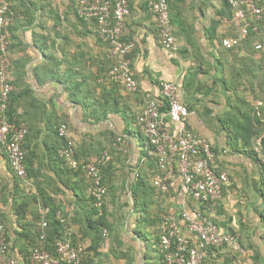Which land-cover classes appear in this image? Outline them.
I'll use <instances>...</instances> for the list:
<instances>
[{"label":"crops","instance_id":"0c3cea01","mask_svg":"<svg viewBox=\"0 0 264 264\" xmlns=\"http://www.w3.org/2000/svg\"><path fill=\"white\" fill-rule=\"evenodd\" d=\"M7 1L16 14L7 28L10 78L17 83L12 84L14 90L30 92L20 99L17 114L30 128L36 150L33 166L40 172L17 177L0 146L1 218L8 255L15 264H28L27 253L36 244L42 248L38 233L52 208L57 209L56 219L64 221L70 240L83 246L91 243L83 225L92 206L89 187L83 175L63 170L49 153L51 125L58 120L67 123L73 153L74 146L85 144L82 159L96 156L90 141L126 139L122 154L114 148L110 154L104 152L114 174L105 178L101 171V181L106 190L108 179L118 191L124 183L129 196V183L135 182L142 166L153 183L157 167L153 160L142 159L145 139L137 116L150 99L166 110L161 81L177 85L178 100L189 112L187 126L207 139L228 183L213 203L204 205L194 201L182 179L176 178L168 193L153 191L150 206L167 214L199 207L223 231L239 234L245 253L213 249L203 264H264V175L258 158L264 154V19L252 21L258 30L240 45L225 48L222 40L237 35L241 24L227 0H168L175 48L167 50L146 1L129 0L125 38L133 43L129 58L138 85L129 91L107 79L116 57L98 39L95 21L77 17L76 0ZM118 174L127 176L123 181ZM184 234L190 236L186 229ZM103 259L90 252L85 264H101Z\"/></svg>","mask_w":264,"mask_h":264},{"label":"built area","instance_id":"2783aa9c","mask_svg":"<svg viewBox=\"0 0 264 264\" xmlns=\"http://www.w3.org/2000/svg\"><path fill=\"white\" fill-rule=\"evenodd\" d=\"M147 10L153 15L160 42L167 50L175 48V38L171 32L170 14L167 0H145ZM234 9V15L240 24L237 35L222 40L225 48L240 44L249 31L256 32L258 26L252 21L264 19V0H227ZM77 16L85 21L93 20L97 27V37L110 46L116 57L108 72L107 79L120 82L129 91L137 89V81L131 73L129 53L133 43L125 39L127 32L126 17L129 14V0H76ZM16 16L7 0L0 1V145L6 152L12 172L19 178H25V154L22 148L25 128L17 126L7 114V106L13 87L10 83L11 60L8 54V39L5 28ZM260 47V45H257ZM161 93L167 100L166 110H161L158 100H146L138 114L145 139L142 159H151L156 164L153 185L161 192L168 193L173 179L181 178L188 195L204 205H210L220 195L222 187L228 183L225 171L219 169L215 153L209 142L198 132L187 126L188 109L178 100L177 85L174 82L161 81ZM59 136L67 135V127L61 124ZM114 146L125 152L126 139L117 138ZM258 152V150H256ZM65 165L73 169L80 168L89 179V194L100 205L106 193L101 182V167L110 160L103 154L97 160L79 161L73 153V141L68 138L60 149ZM264 175V154H258ZM0 203V264H15L8 255V242L5 225L1 218ZM60 222H64L60 219ZM47 221L41 223L40 240L46 237ZM185 227L190 236L182 231ZM66 228V225H64ZM67 229V228H66ZM160 244L165 251V264H203L210 248L225 247L245 253L239 234L235 231H223L214 221L203 214L201 208L179 213H169L160 224ZM54 244V253L41 247L31 249L26 258L28 264H83L84 248L73 243L70 232Z\"/></svg>","mask_w":264,"mask_h":264},{"label":"trees","instance_id":"16d2710c","mask_svg":"<svg viewBox=\"0 0 264 264\" xmlns=\"http://www.w3.org/2000/svg\"><path fill=\"white\" fill-rule=\"evenodd\" d=\"M168 3H169V1H168ZM168 7H169V5H168ZM76 15H77V13H76ZM15 19H16V16L13 18V21ZM13 21L11 22V24L13 23ZM10 25H8L5 28V32H6L7 39H8V45H9V36L7 33V28ZM252 34H254L253 31H249V33L242 39L240 44ZM129 55H130V53H129ZM10 60H11V58H10ZM111 66L112 65H110L109 68ZM109 68L107 69V72H108ZM10 69H11V65H10ZM9 81H10L11 85L13 84L16 87V85H17L16 82H13V80H11V78ZM117 83H120V82H117ZM25 95H30L29 89H23V90L18 91V90H14V88H13V90L9 96V102H8V106H7V114L10 117V119L15 122V124L17 126L25 128V135H24L22 148H23V151L25 154V162L24 163H25L26 173H27V176L30 177V176H35L37 174H40V172L37 168H35L33 166V163H34L33 159H34V157H36V154H35L36 150H35L34 146L31 145V143H30V142H33L32 134L30 133V128L28 127V129H27L24 125L21 124L22 122L19 119L20 115L17 114L18 106L21 105L20 99L23 98ZM61 124H65L67 127V123L63 120H60V121L58 120V122H56L55 124L53 123V125H51V130H50V133H49V135L47 137V141H46L47 148H49V153L52 156L57 157V159H59L60 163L64 167L63 170H65L67 172H72L73 174H76L78 176L83 175L84 178L86 179L87 188H88L90 182H89V179L86 177L85 173L83 172V170H81L80 168L73 169L71 167H68L67 165H65L64 159L60 156V149L63 147V145H65V141L68 138H70V136H68V129H67V135L66 136H64V137L59 136L58 128L60 127ZM117 138H123V137L122 136H119L116 138H115V136L106 137L103 142L98 141L96 143H91V141H90L88 144H90L93 147V149L95 150V154H96V156L94 158L82 159L84 157H82L81 155L85 154L87 151V150H84L82 148L83 146H85V144H81V147L79 145H78L79 147L74 146L75 147L74 156L79 161L97 160V159H99V157H101V155L104 154L105 151H107L108 153L112 152V151H110V149H113V148L115 149V151L118 150L114 146V144L117 143V141H116ZM87 149H89L88 146H87ZM119 151L120 150H118V152ZM80 153H82V154H80ZM119 153L122 154L121 151ZM146 160L152 163L151 159H146ZM111 169H112V161L110 163V160L108 161V163L106 165L101 167V171H105V178L107 177L108 173L114 174V172L113 173L110 172ZM142 170H144L143 166H142L141 171H138V173L135 174L136 175L134 177L135 182L133 184L129 183V190H130V194L132 197V206H133L134 212H136L138 214V217L136 218V228L137 229H135V233L138 236L140 235L141 236L140 238L145 239L147 242L146 248L140 257H141V260L143 261V264H165V260H164L165 251L163 250V248L160 244V232H161L160 224H161L164 216L167 215V213H165L164 210H161V209L153 210V207L150 206L153 204V199L151 197V196H153V191L156 190L159 192V190L153 185V183L149 182V180L147 178V174L144 173V171H142ZM152 175H154V171H152ZM126 176H127L126 174H122V175L118 174L117 175V177L122 178L123 181H124ZM103 179H104V177H103ZM110 181H111L110 179L107 180L108 188L106 190L104 197L102 198L100 205H96L95 199L90 194H88V197H87V199L90 201L92 206L89 209H87V211H86V215H85L86 220H85V223H83V225H84L85 230H86L85 234L88 235V237L91 240L90 245L89 246H83L82 244H80L78 242H74V240H71L73 243L83 246L84 252H85L83 264H85L90 252H92V254L94 256L105 258V256H107L109 254H113L116 246L121 247L123 245V239L121 237H119V234L117 233V228L115 229V223H113L112 220L110 219V214H109L110 211L107 209L109 206H111L112 213L117 211V214L119 215V217H121L120 220L124 219V221H125V218L126 219L128 218L127 216H125L123 214L124 213V211H123L124 205L127 203L124 202L122 199L123 198L122 196L124 194H126L125 193L126 187H125V184L122 183L120 185V190L118 191L117 187H115L113 183L110 184ZM101 182L105 186L104 180H102ZM56 210L57 209H55V208L49 209L48 213L46 212L47 214H45V216H44V220L47 221L48 225L45 228L46 237H45L43 242L39 238V234L41 231V225H40V231L38 233V239H39L40 243H42L44 246V247L43 246L42 247L49 250L50 252H53V253H54L55 241L58 239H64L65 238L64 229H63L64 224L62 222H60L59 219H56V214H55ZM119 217H117V220ZM121 223H123V222H121ZM133 223H135V220L133 221ZM57 225H58V228H57ZM61 226H62V228H61ZM51 229L53 231H51ZM60 229H61V231H60ZM106 230H107V232L108 231L112 232V230H115V232L113 231V233L111 234L112 238H114L115 245L110 246L107 250V253L102 251L103 244H106V242H107L106 241L107 239H105L106 237L104 235ZM184 230H185V227L182 228L183 232H184ZM36 246L39 247V245H37V244H36ZM36 246H34L33 248H35ZM220 248H223V247H220ZM213 249H218V248H210L209 251H211ZM228 250H230V249H228ZM230 251H233V250H230ZM129 259L133 261V264H135L136 259H135L134 252L131 253V257H129ZM103 261H104V259H103ZM103 261L101 264L104 263Z\"/></svg>","mask_w":264,"mask_h":264},{"label":"rangeland","instance_id":"374dc122","mask_svg":"<svg viewBox=\"0 0 264 264\" xmlns=\"http://www.w3.org/2000/svg\"><path fill=\"white\" fill-rule=\"evenodd\" d=\"M122 197L123 201L127 203L124 205L123 208V214L128 217L127 219L125 218V221L124 219L120 220L121 217H119L117 211L112 213L111 206H109L107 210L110 211H108L110 214V219L113 223H115V229L117 228V233L119 234V237L123 239V245L121 247L116 246L113 254L105 256L103 264H133V261L129 259V257H131L132 252H134L135 254V264H143V261L141 260L140 256L143 254L147 242L145 239L140 238V235L138 236L135 233V229H137L136 218L138 217V214L134 212L131 194L129 196H127V194H124ZM117 217H119L118 220ZM134 220L135 223H133ZM113 231L115 232V230H112V232H107L106 230V234L104 233L107 242L106 244H103V252L107 253L108 248L110 246L115 245L114 238H112L111 236Z\"/></svg>","mask_w":264,"mask_h":264}]
</instances>
